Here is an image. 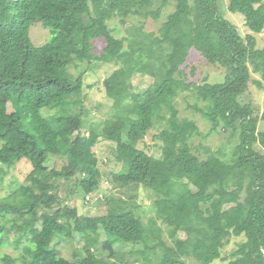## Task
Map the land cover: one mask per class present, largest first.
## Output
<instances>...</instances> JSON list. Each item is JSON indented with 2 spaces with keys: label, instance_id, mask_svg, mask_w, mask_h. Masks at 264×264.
<instances>
[{
  "label": "trees",
  "instance_id": "16d2710c",
  "mask_svg": "<svg viewBox=\"0 0 264 264\" xmlns=\"http://www.w3.org/2000/svg\"><path fill=\"white\" fill-rule=\"evenodd\" d=\"M229 9L253 33L264 31V0H229ZM162 16L158 32L133 24L119 47L107 42L92 51L91 39L107 41L116 30L112 20ZM37 24L50 32L44 44L32 39ZM256 44L224 16L220 0H0V184L7 167L32 165L28 182L0 198V264H264V109L244 99L252 85L264 90V48ZM209 49L208 61L225 69L223 81H191L190 52ZM86 62L116 67L103 83L116 108L108 120H86ZM139 75L150 80L146 89L135 85ZM188 91L211 130L230 133L224 149L195 147L203 132L177 107ZM155 127L159 159L139 148ZM100 140L116 143L122 168L112 182L153 191L163 224L144 222L138 205L123 199L88 216L59 198L63 179L76 178L85 196L101 191ZM53 158L66 164L58 169ZM29 205L36 209L31 219L24 216ZM241 237L238 249L223 255ZM61 242L80 245L81 257L61 255ZM116 244L137 246L134 260L119 258ZM8 246L20 252H4Z\"/></svg>",
  "mask_w": 264,
  "mask_h": 264
},
{
  "label": "rangeland",
  "instance_id": "374dc122",
  "mask_svg": "<svg viewBox=\"0 0 264 264\" xmlns=\"http://www.w3.org/2000/svg\"><path fill=\"white\" fill-rule=\"evenodd\" d=\"M220 5L224 16L231 20L240 30L243 36L250 33L254 34L257 38V48H264V31L261 33H253L245 23V17L239 13H233L229 9V0H220ZM169 9V8H167ZM167 9L165 11H167ZM170 10V9H169ZM168 10V11H169ZM172 10V9H171ZM164 16L158 20L149 17H133L130 18L125 24H122L119 19L112 20L110 22L111 26H117L116 30L108 35L107 41L105 38H93L91 39V44L93 52L98 53L102 50L107 42L112 43L113 46H120V39L127 35V30L133 26V24H144V29L147 32H158L162 22L164 21ZM90 36L92 34H89ZM31 36L36 44H44L50 39V32L44 28L41 24H37L31 29ZM214 53L213 49L207 50L204 54L192 50L188 57V78L191 81H196L202 83L205 77L211 82H221L225 76V69H222L208 60L211 54ZM196 68V74H191V68ZM186 68V66H184ZM83 69L86 71L84 76V84L82 97L84 99L85 108L88 110L87 121L100 122L112 118L116 113L114 100L111 99L106 89L103 85L105 79L116 69L114 64H102L96 62H89L83 65ZM254 78L259 77V75H253ZM135 85H139L141 88L146 89L150 85V80L146 76H137L134 78ZM244 99L248 102H252L256 107H259L261 112L264 109V90H259L256 85H252L249 93L244 96ZM197 101L196 94L194 92H183L179 95L177 99V107L180 111L181 117H187L195 119L203 132L202 136H198L194 140L195 147H201V151H205L202 147H207L210 152H218L225 148L226 142H228L229 132H223L222 134L216 133L211 130V124L205 120L202 115L194 110L192 105ZM203 106V103H200ZM160 132L159 128H153L143 140L139 143V148L148 151L153 154L157 159L161 155L160 142L156 138L157 134ZM235 139L233 138V141ZM116 143L109 140H100L95 146L94 151L96 152L100 162L101 169V191L98 194H92L85 196L84 193L75 187L74 182L76 178L71 181L59 180L57 184L59 185L58 195L64 201V204H71L77 206L82 215L95 216L100 214H105L110 205L121 202V199L125 200L129 205L136 204L138 208L136 210L137 214L140 215L144 222L149 223L152 219L157 218L159 223L162 220L158 218V206L156 205L157 197L153 191L149 188L143 187L142 185H129L125 186L119 184L118 182H112L113 173H117L121 170L122 164L118 162L116 157ZM53 166L61 169L63 165L66 164L64 159L53 158ZM159 164V163H157ZM52 165V164H51ZM7 174L4 181L0 184V198L6 197L12 192L13 186H18L19 184L28 182L27 177L32 171V165L27 160H22L21 162L7 167ZM73 190L76 194H72ZM72 195V196H71ZM108 197V202H107ZM99 199H102L103 203H99ZM15 208L11 209L13 213ZM35 208L29 205L28 209L25 211L24 216L31 219L35 214ZM163 224V223H162ZM164 226L165 236L169 239L168 228ZM182 238L186 235L181 232ZM14 238V233L11 235ZM241 238L232 239L231 243L225 247L223 255L229 257L231 253L236 251L238 248V243L241 242ZM116 249L119 251V258L125 257V259L130 262L134 260L135 255H131V251L137 249L138 247L131 244L123 245L116 244ZM58 250L64 257L75 261L81 257L82 249L80 245L76 243H66L61 242L58 244ZM3 251L6 253L17 254L20 251L14 249L13 247H4ZM81 252V253H80ZM116 260V259H115ZM189 264H197L195 259H189ZM230 259L217 260L214 264H228Z\"/></svg>",
  "mask_w": 264,
  "mask_h": 264
}]
</instances>
